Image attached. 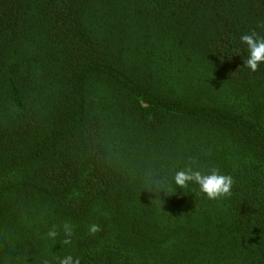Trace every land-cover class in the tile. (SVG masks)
Masks as SVG:
<instances>
[{"label": "trees", "instance_id": "1", "mask_svg": "<svg viewBox=\"0 0 264 264\" xmlns=\"http://www.w3.org/2000/svg\"><path fill=\"white\" fill-rule=\"evenodd\" d=\"M253 29L264 0H0V264H264ZM192 160L232 194L144 189Z\"/></svg>", "mask_w": 264, "mask_h": 264}, {"label": "clouds", "instance_id": "2", "mask_svg": "<svg viewBox=\"0 0 264 264\" xmlns=\"http://www.w3.org/2000/svg\"><path fill=\"white\" fill-rule=\"evenodd\" d=\"M241 43L247 49V56L244 59V65L251 71L257 72L261 66H264V34L257 32L255 29L243 33L240 36ZM150 180L145 184L144 189L154 194L155 199L161 200V194L170 196L172 194L183 191L192 190L196 186L199 193L209 201H218L226 199L232 194L234 185V177L225 174L218 167H209L207 169L201 167L195 160L184 167L175 171L170 178L160 175L159 173H150ZM91 233L99 231L98 225H91ZM62 231L65 237V243H69L74 234L73 227L64 223ZM60 235L57 226L53 225L47 232L48 238L55 240ZM47 264V261H45ZM56 264H80V259L71 254L56 258Z\"/></svg>", "mask_w": 264, "mask_h": 264}]
</instances>
